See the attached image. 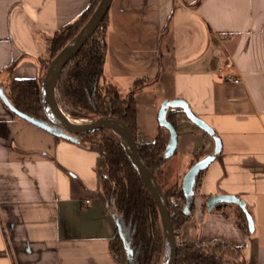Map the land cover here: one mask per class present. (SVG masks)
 Here are the masks:
<instances>
[{"label": "crops", "instance_id": "1", "mask_svg": "<svg viewBox=\"0 0 264 264\" xmlns=\"http://www.w3.org/2000/svg\"><path fill=\"white\" fill-rule=\"evenodd\" d=\"M91 1L0 0V85L40 76L55 32ZM107 20V83L126 96L147 79L135 96L137 142L157 137L164 102L166 116L177 113L176 149L155 172L162 190L182 186L220 142L179 238L230 241L246 264H264V0H112ZM107 168L97 144L58 138L0 94V264H124L110 247L118 222L102 189ZM221 195L243 201L250 230L238 203L210 204Z\"/></svg>", "mask_w": 264, "mask_h": 264}, {"label": "trees", "instance_id": "2", "mask_svg": "<svg viewBox=\"0 0 264 264\" xmlns=\"http://www.w3.org/2000/svg\"><path fill=\"white\" fill-rule=\"evenodd\" d=\"M99 2L100 0H92L75 22L64 25L55 32L50 57L47 62H43L44 71L40 76L16 78L9 75L8 81L0 85L16 116L27 119L24 116L26 115L37 123L53 125L42 106L40 94L42 78L51 60L77 36L93 15ZM107 19L108 12L79 52L65 63L56 85L57 98L59 105L71 119L89 120L112 116L126 122L137 141L135 96L138 86L147 79L139 77L135 81V86L124 97L114 84L107 83L104 63L107 55L105 34ZM176 114L170 112L166 118L175 129ZM53 133L58 138L61 137ZM157 134L153 142H137L140 156L154 175L169 157L167 151L171 138L169 128L163 124L160 125ZM72 136L81 144H97L108 165L107 173L102 177V189L109 210L119 221L110 246L115 257L124 264H162L166 236L159 206L143 178L139 176L119 136L111 129H98L95 132ZM199 159L201 158L197 156L192 166ZM205 169L196 175L194 184L196 188L204 176ZM163 191L173 214L171 219L177 236V264H246L242 247L230 241L219 238L211 241L180 239V229L188 220L185 192L180 184ZM173 197L176 198L175 203H172ZM238 208L239 225L241 223L240 226L247 232L250 230L249 217L241 205L238 204ZM126 244L129 245L130 254Z\"/></svg>", "mask_w": 264, "mask_h": 264}, {"label": "water", "instance_id": "3", "mask_svg": "<svg viewBox=\"0 0 264 264\" xmlns=\"http://www.w3.org/2000/svg\"><path fill=\"white\" fill-rule=\"evenodd\" d=\"M112 0H100L98 3V7L94 11L93 15L90 17L89 21L81 28L77 36L72 39L61 51L51 60L50 66L47 68L43 80L40 85V94L42 100V106L44 108V112L48 118V120L53 123V125L60 128L65 134L61 132H57L52 129V125L44 123V122H35L30 117L24 115L30 122L35 123L36 125H40L41 127L55 132L60 136L69 137L73 140L76 138L72 135H82L85 133L95 132L98 129H111L113 132L119 136L122 143L128 150L131 161L134 164L138 174L143 178L146 186L151 191L157 205L159 206L160 216L163 223V230L166 236L165 242V251L163 254L162 264H177L176 256H177V236L174 232L173 221L171 219V212L169 209V205H167V201L165 198L164 191L162 190L161 185L158 182L157 177L151 172L148 168L147 164L144 163L142 157L139 154V149L137 148V141L135 139L132 130L128 126L126 122L119 120L115 117H96L95 119H84V120H73L69 117V115L61 108L58 102L57 93H56V85L58 82V77L62 70L65 67V63L73 56H75L82 45L92 36L93 32L101 25L103 18L107 14L110 9ZM0 94L2 95L6 104L12 109V106L6 99V96L3 94L0 89ZM180 106L182 105L184 110L186 111L189 118L193 120L194 123H197L204 130L209 133H213L212 129L204 122L201 118L195 116L189 106L185 103L177 102ZM162 110L159 115V119H161V123L169 128L171 133V138L168 144L167 156L172 154L176 149L177 142V133L174 126L170 123V121L166 116V108L169 105L168 102H164ZM22 115V114H21ZM72 135H70V134ZM220 142L216 139V149L215 153L212 155H207L195 163L184 175L182 190H184L186 195V208L190 209L193 206V195L195 190H193V186L195 184L196 175L202 169H205L214 158L215 154L220 151ZM224 200V201H233L241 205L245 208V204L243 201L241 202L236 196L227 195V196H214L209 202L210 204L214 201ZM247 217H249V226L252 227L253 219L247 213ZM119 223V221L116 219Z\"/></svg>", "mask_w": 264, "mask_h": 264}, {"label": "built area", "instance_id": "4", "mask_svg": "<svg viewBox=\"0 0 264 264\" xmlns=\"http://www.w3.org/2000/svg\"><path fill=\"white\" fill-rule=\"evenodd\" d=\"M226 80H229V81H233V82H235V83H238L239 81H240V78L238 77H234V76H232V75H230V74H228L227 76H226ZM86 202H89V200H86ZM173 214L171 213V216H172ZM1 251V250H0Z\"/></svg>", "mask_w": 264, "mask_h": 264}, {"label": "rangeland", "instance_id": "5", "mask_svg": "<svg viewBox=\"0 0 264 264\" xmlns=\"http://www.w3.org/2000/svg\"><path fill=\"white\" fill-rule=\"evenodd\" d=\"M121 96H123V95H121ZM124 97V96H123ZM81 120H84V118H81ZM80 120V121H81ZM52 127V129H54V130H56L57 132H61L62 134H65L60 128H58L57 126H55V125H52L51 126ZM171 187V186H170ZM167 189H169V188H167ZM176 202V198L175 197H173V199H172V203H175Z\"/></svg>", "mask_w": 264, "mask_h": 264}]
</instances>
